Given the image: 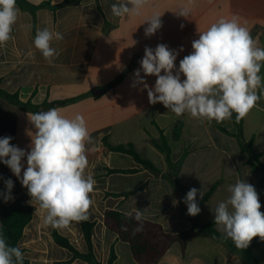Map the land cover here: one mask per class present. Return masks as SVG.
Masks as SVG:
<instances>
[{
	"label": "crops",
	"instance_id": "1",
	"mask_svg": "<svg viewBox=\"0 0 264 264\" xmlns=\"http://www.w3.org/2000/svg\"><path fill=\"white\" fill-rule=\"evenodd\" d=\"M28 1L34 5L49 2L57 6L66 0ZM118 2L82 0L64 4L56 10L40 8L35 15L17 5L20 15L13 26L12 38L0 45V89L37 106L76 99L54 108L69 119L81 115L94 140L87 145L90 151L86 169L93 173L96 181L94 192L90 194L94 204L89 209V218L95 222L94 253L102 264H108L114 247L117 256L114 264H138L130 246L105 227L106 210L129 214L139 208L144 219L161 225L167 233L176 234L189 229L191 222L183 202L184 190L174 182L178 181L188 190L203 189L204 196L215 188L198 214L202 223H208L214 222L213 211L217 205L229 197V186L237 180H246L257 190L260 211L264 213V175L254 172L248 164L249 156L241 149L232 121L209 123L187 113L177 116L161 103L150 104L147 89L137 83L135 76L145 47L155 49L163 43L176 50L179 54L174 63L178 69L180 60L193 51L192 41L199 39V32L221 19H237L250 31L256 46L264 48V0H147L138 14L116 17L111 6ZM181 8L189 10L187 18L176 14ZM154 15H161L162 27L146 37L144 30L148 22L145 21ZM45 27L64 37L52 42V47L60 53L52 63H48L34 46L37 29ZM261 64L259 74L264 77V62ZM140 76L149 87H154L157 77L145 76L142 70ZM184 79L186 77L181 74V80ZM256 91L261 99L245 116L244 137L247 141L254 138V147L261 153L264 163V88ZM28 113L36 111L21 108L0 96V138L12 137L10 144L25 151H30L29 132H35ZM162 134L171 147L175 163L186 154L175 173L167 163L166 154L156 145ZM104 139L113 146L133 145L161 173L142 167L127 154L110 151ZM22 163L21 176L27 167L26 157ZM108 169L138 171L109 173ZM9 179L14 185L10 193L6 187ZM9 195L11 199L5 202V196ZM18 199L32 206L28 190L10 168L0 162V205H9ZM43 216L34 210L33 219L24 229L19 241L23 257L31 264L67 261L89 264L72 260L73 254L58 246L53 238L56 229L77 250L87 253L88 244L81 223L73 221L67 226L52 227L43 223ZM216 228L223 233L219 226ZM252 250L256 259L264 263V241L257 237ZM158 264L243 262L238 253L214 239L195 237L188 241L185 253L180 243H174Z\"/></svg>",
	"mask_w": 264,
	"mask_h": 264
},
{
	"label": "clouds",
	"instance_id": "2",
	"mask_svg": "<svg viewBox=\"0 0 264 264\" xmlns=\"http://www.w3.org/2000/svg\"><path fill=\"white\" fill-rule=\"evenodd\" d=\"M146 3L147 0H119L112 4L111 12L116 17L138 14ZM176 14L187 18L189 10L181 8ZM19 15L16 0H0V45L12 38ZM160 17L154 15L145 21L148 22L144 30L146 37L162 27ZM27 27L30 29L31 25ZM63 38L62 33L47 27L37 29L34 46L52 63L60 54L52 47V42ZM192 49L176 69L174 62L179 54L176 50L163 43L155 49L145 47L135 76L137 83L147 89L149 103H161L177 116L187 113L209 123L230 120L235 113L239 122L261 99L256 90L264 88V77L259 74L264 48L257 47L250 31L234 18L221 19L199 32V39L192 41ZM141 70L145 76L157 77L154 87H149L140 76ZM181 74L186 77L183 81ZM28 118L35 129L34 133L29 132L30 151L10 144V136L0 138V162L7 165L28 190L29 203L44 214L45 225L63 227L73 221L88 220L89 209L94 204L90 194L94 192L96 181L93 173L86 171L90 151L87 145L94 140L84 118L81 115L66 118L55 108L28 113ZM25 157L27 167L21 176ZM13 186L12 180L6 181L9 193ZM228 192L229 197L213 211L214 223L238 249L249 247L255 237L264 241V213L260 211L262 206L255 187L246 180H237L229 186ZM198 194L203 198V189L193 187L184 198L189 216L195 217L201 211ZM9 199L10 195L5 196V202ZM128 216L139 222L132 234L142 231L143 212L137 208L134 217L131 213ZM122 230L127 231V228ZM23 259L21 249L10 246L0 232V264H23Z\"/></svg>",
	"mask_w": 264,
	"mask_h": 264
},
{
	"label": "trees",
	"instance_id": "3",
	"mask_svg": "<svg viewBox=\"0 0 264 264\" xmlns=\"http://www.w3.org/2000/svg\"><path fill=\"white\" fill-rule=\"evenodd\" d=\"M82 0H66L64 4L70 2L79 3ZM16 4L23 11H28L35 15L36 11L40 8H51L53 10L58 9L62 5L51 6L49 2H44L40 5H34L28 0H16ZM0 96L4 97L10 103L17 105L21 108H26L32 111H47L51 108L63 106L67 103L73 102L76 99H68L63 101H56L53 103H44L37 106L32 103L22 102L17 95L9 94L8 92L0 89ZM236 114L233 113L232 119H230L234 125V134L240 142L241 149L249 156L248 164L252 167L254 172H262L264 175V163L254 145V138L247 141L244 137V120L242 118L239 122L235 119ZM227 131V130H226ZM229 131V130H228ZM104 144L112 152H119L131 156L138 164L145 167L154 173L160 174V170L150 160L144 159L133 147L129 146H113L107 139H104ZM157 147L166 154L167 163L172 169L173 173L177 172L181 167L183 158L175 163L172 160V150L169 146L165 136L162 134L161 139L156 142ZM137 169H108L109 173H136ZM175 178V177H174ZM175 185L183 188L184 195L186 196L189 191L186 187L179 184L178 181L174 182ZM215 188H212L203 198L197 200L199 207L206 202L212 195ZM35 208L23 203L22 199H18L12 204L0 205V232L7 239V243L13 247H19V241L21 240L24 229L33 219ZM134 217L135 213H131ZM191 227L180 233L171 234L167 233L163 227L157 223L151 222L143 218V230L133 235V229L139 226L134 218H129L128 213H123L118 210L108 209L104 215L105 227L118 236V240L127 243L130 246L132 256L138 264H158L162 257L167 253L170 247L174 243H180L183 253H185L188 241L195 237H210L216 242L225 245L230 251L238 253L241 257L243 264H264L256 259L253 254L254 240L253 238L249 247L246 249H238L234 245L230 238H226L223 233L217 230L214 222L202 223L196 215L195 217L189 216ZM81 227L84 233L85 240L88 244V252L81 253L77 250L72 243L64 236L60 235L56 229L53 232V238L56 244L62 248L69 250L73 254L72 260H82L89 264H102V262L96 257L93 247V233L95 228V222H92L90 218L86 221H80ZM126 227L127 231H123L122 228ZM20 248V247H19ZM22 253L23 250L21 249ZM115 248L112 247L108 264H114L116 260ZM70 261L57 263V264H69ZM23 264H31L26 258L23 259Z\"/></svg>",
	"mask_w": 264,
	"mask_h": 264
}]
</instances>
